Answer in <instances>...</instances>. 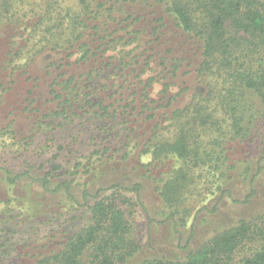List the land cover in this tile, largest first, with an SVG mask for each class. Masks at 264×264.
Listing matches in <instances>:
<instances>
[{"label":"trees","instance_id":"16d2710c","mask_svg":"<svg viewBox=\"0 0 264 264\" xmlns=\"http://www.w3.org/2000/svg\"><path fill=\"white\" fill-rule=\"evenodd\" d=\"M41 3L0 0V109L19 78L27 87L4 110L0 143L45 155L44 140L78 126L90 140L73 138L68 147L81 139L83 149L65 166L58 137L46 163L0 168L7 186L62 200L79 220L58 247L27 255L32 264H131L141 249L135 209L149 232L154 223L144 202L152 183L161 216L186 226L198 170H220L228 146L264 122V0ZM10 203L0 218L7 225L22 216ZM249 243L258 246L238 260ZM140 264H264V217L240 221L184 260Z\"/></svg>","mask_w":264,"mask_h":264},{"label":"rangeland","instance_id":"374dc122","mask_svg":"<svg viewBox=\"0 0 264 264\" xmlns=\"http://www.w3.org/2000/svg\"><path fill=\"white\" fill-rule=\"evenodd\" d=\"M3 42L0 40V47ZM162 49L164 51L165 48ZM31 73L35 75L36 69L32 68ZM23 78L18 79L14 91L9 93L4 110L8 105L21 104L27 88ZM190 81L192 83L193 79ZM174 90L178 91L176 88ZM4 110L0 109V127L7 125V120L4 121ZM22 126L24 128L25 124ZM81 129L78 126L76 129L61 131L57 137L54 135L56 139L52 137L44 140L41 146H45V155L37 145L32 148L31 153L22 155L16 154L15 150L1 142L0 168L8 167L19 173L25 170V160L34 158V163H46L57 152L59 138L62 142H67V149L60 159L65 166L70 159L77 157L78 149H83L81 139H84L86 145L89 143L90 135L85 132L86 126L83 127L84 131L81 132ZM27 130L23 135L27 134ZM74 137H81L79 143L75 147H68ZM3 146H7V149ZM222 159L218 171L210 167L198 170L196 184L193 186L194 197L190 200L191 204L187 205L190 216L184 227L176 226L171 221L168 222L165 216H161V203L153 191L157 185L152 183V188L145 194L144 202L154 223L149 232L144 213L139 208L135 209L141 249L131 264L164 257L169 260H184L190 251H195L215 236L236 227L240 221L257 222L264 217V122L251 138L231 143ZM51 166L48 164L47 168L51 169ZM161 171H155V175L158 176ZM30 189L23 188V185L9 187L0 175V218L8 202H11L14 213L22 215L21 218L15 216L8 225L5 215V221L0 219V264H32L28 252L39 255L43 248L49 251L58 247L66 232L72 231L79 221L74 219L75 214L66 215L68 212L62 205V200L40 198L37 190ZM32 204L38 205L30 209ZM257 246V243L247 244L237 254V259L250 255Z\"/></svg>","mask_w":264,"mask_h":264}]
</instances>
